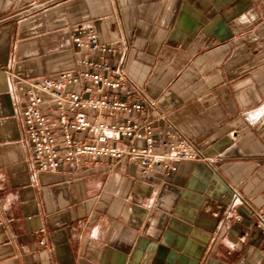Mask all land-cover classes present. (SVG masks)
Returning <instances> with one entry per match:
<instances>
[{
    "label": "crops",
    "instance_id": "0c3cea01",
    "mask_svg": "<svg viewBox=\"0 0 264 264\" xmlns=\"http://www.w3.org/2000/svg\"><path fill=\"white\" fill-rule=\"evenodd\" d=\"M89 27L146 99L133 121L198 160L37 170L27 84L99 59L73 43ZM253 211L264 212V0H0V264H264Z\"/></svg>",
    "mask_w": 264,
    "mask_h": 264
},
{
    "label": "built area",
    "instance_id": "2783aa9c",
    "mask_svg": "<svg viewBox=\"0 0 264 264\" xmlns=\"http://www.w3.org/2000/svg\"><path fill=\"white\" fill-rule=\"evenodd\" d=\"M72 39L76 48L100 58L80 59L77 73L65 71L56 79L27 84L21 123L39 172H55L63 165L72 168L77 158L86 156L127 158L141 166L142 174L153 168L174 170L172 162L198 160V154L174 142L172 135L156 140L149 122L133 121L132 115L144 112L146 99L121 67L101 58L112 48L99 42L93 28ZM123 141L130 143L117 145ZM133 141L143 145L135 146ZM157 146L161 148L158 153ZM253 215L256 229L264 235V212L253 211Z\"/></svg>",
    "mask_w": 264,
    "mask_h": 264
}]
</instances>
